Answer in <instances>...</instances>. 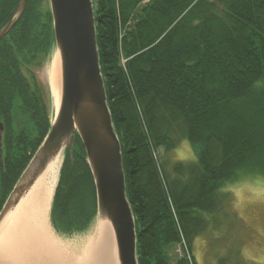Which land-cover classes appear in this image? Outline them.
Instances as JSON below:
<instances>
[{
	"label": "trees",
	"instance_id": "trees-1",
	"mask_svg": "<svg viewBox=\"0 0 264 264\" xmlns=\"http://www.w3.org/2000/svg\"><path fill=\"white\" fill-rule=\"evenodd\" d=\"M20 1L0 0V29ZM145 1L93 0V11L137 261L171 264L166 248L180 237L190 248L205 228L204 214L219 209L223 186L264 177V0ZM44 2L28 0L0 39V209L50 128L30 69L54 47ZM181 141L195 163L169 170L159 151ZM63 158L52 226L74 233L96 213L95 188L78 136Z\"/></svg>",
	"mask_w": 264,
	"mask_h": 264
},
{
	"label": "water",
	"instance_id": "water-1",
	"mask_svg": "<svg viewBox=\"0 0 264 264\" xmlns=\"http://www.w3.org/2000/svg\"><path fill=\"white\" fill-rule=\"evenodd\" d=\"M28 0L0 30L2 39L21 17ZM55 53L59 57L60 99L50 128L0 211V226L48 165L81 141L96 197L97 219L109 223L117 264H138L134 217L126 196L121 147L115 133L96 41L93 0H48ZM4 128L0 124V151ZM53 234V233H52ZM55 237V235L53 234Z\"/></svg>",
	"mask_w": 264,
	"mask_h": 264
},
{
	"label": "rangeland",
	"instance_id": "rangeland-1",
	"mask_svg": "<svg viewBox=\"0 0 264 264\" xmlns=\"http://www.w3.org/2000/svg\"><path fill=\"white\" fill-rule=\"evenodd\" d=\"M43 8L49 10L48 0H45ZM54 54L55 47L48 58H41L39 65L30 68L44 94L50 121L55 110L46 71ZM13 124L17 125L16 120ZM159 153L169 170L175 163L192 164L196 160L187 141L178 142L167 151L160 149ZM219 193L223 196L219 209L212 214H204L205 228L193 238L190 248L183 246L181 237L180 242L166 248L167 259L171 264L180 259H187L192 264H264V177L251 174L240 176L223 186ZM96 223L95 213L84 232L81 233V229L78 233L63 232L62 227H56L58 236L55 238L61 241L69 253L79 255L78 249L86 240L93 238ZM56 225H61V222L56 221ZM62 233L69 235L62 237Z\"/></svg>",
	"mask_w": 264,
	"mask_h": 264
},
{
	"label": "bare ground",
	"instance_id": "bare-ground-1",
	"mask_svg": "<svg viewBox=\"0 0 264 264\" xmlns=\"http://www.w3.org/2000/svg\"><path fill=\"white\" fill-rule=\"evenodd\" d=\"M52 57L46 75L56 110L60 99V70L58 55ZM62 161L58 155L3 221L0 264H117L114 236L107 222L97 219L95 234L78 249L79 255L69 253L53 236L48 216ZM68 235L62 233L60 236Z\"/></svg>",
	"mask_w": 264,
	"mask_h": 264
},
{
	"label": "flooded vegetation",
	"instance_id": "flooded-vegetation-1",
	"mask_svg": "<svg viewBox=\"0 0 264 264\" xmlns=\"http://www.w3.org/2000/svg\"><path fill=\"white\" fill-rule=\"evenodd\" d=\"M12 16H13V15H12ZM6 24H7V23H6ZM6 24H5V25H6ZM5 25H4V26H5ZM4 26H3V27H4ZM3 27H2V28H3ZM2 28H1V29H2ZM1 29H0V30H1ZM0 124H2V126H3V123L0 122ZM3 128H4V127H3Z\"/></svg>",
	"mask_w": 264,
	"mask_h": 264
}]
</instances>
